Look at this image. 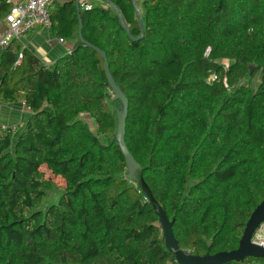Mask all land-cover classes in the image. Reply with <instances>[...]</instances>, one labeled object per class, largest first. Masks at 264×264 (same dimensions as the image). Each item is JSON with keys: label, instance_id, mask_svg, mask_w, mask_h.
I'll use <instances>...</instances> for the list:
<instances>
[{"label": "trees", "instance_id": "obj_1", "mask_svg": "<svg viewBox=\"0 0 264 264\" xmlns=\"http://www.w3.org/2000/svg\"><path fill=\"white\" fill-rule=\"evenodd\" d=\"M107 1L115 10L80 12L81 39L74 0L53 4L51 29L70 49L51 65L16 41L0 48V104L29 111L16 131L0 125V264H177L126 178L94 48L127 100L125 145L180 250L237 249L264 199V0ZM11 6L0 0V23ZM53 178L63 187L47 204Z\"/></svg>", "mask_w": 264, "mask_h": 264}, {"label": "water", "instance_id": "obj_2", "mask_svg": "<svg viewBox=\"0 0 264 264\" xmlns=\"http://www.w3.org/2000/svg\"><path fill=\"white\" fill-rule=\"evenodd\" d=\"M78 1L79 0H74V3L78 19L79 38L81 39L80 9L78 6ZM101 1H104L108 6L115 10V7L109 1ZM135 12L138 25L141 32L143 33V25L137 9ZM120 23L123 24L121 18ZM126 29L127 28L125 27V30ZM94 50L102 57L104 62V73L110 89L108 91V95L112 97V100H117L121 104L120 111L116 112L117 126L114 138L125 161L126 178L136 184L140 193L147 201V203L151 206L152 210L157 216L158 224L162 231L165 248L170 254L174 256L175 262L177 264H226L229 262H243L246 258L258 259L264 262V248L253 245L250 242L253 233L261 224L264 223V199L254 208V210L249 215L245 223L244 230L239 240L237 249L230 252H219L213 255L205 254L203 256L192 255L179 249L172 230L173 222L168 219L161 206L153 198L149 187L143 179L141 167L135 162L125 145L124 133L125 119L127 115V100L111 78L104 53L99 51L97 48H94Z\"/></svg>", "mask_w": 264, "mask_h": 264}, {"label": "crops", "instance_id": "obj_3", "mask_svg": "<svg viewBox=\"0 0 264 264\" xmlns=\"http://www.w3.org/2000/svg\"><path fill=\"white\" fill-rule=\"evenodd\" d=\"M20 0H8L11 4ZM70 0H55L54 5L62 6ZM79 4H87L91 7L97 5L105 7L100 0H79ZM75 6V3H74ZM107 7V6H106ZM82 10H80L81 12ZM5 31L4 20L0 23V39ZM24 48L31 49L38 56L42 63L51 65L57 61L61 56L67 53L70 49V44L66 41L59 42L49 28H36L32 30L22 41ZM29 111L25 108L23 102L0 104V125L5 128H10L13 131L20 129L26 122Z\"/></svg>", "mask_w": 264, "mask_h": 264}, {"label": "built area", "instance_id": "obj_4", "mask_svg": "<svg viewBox=\"0 0 264 264\" xmlns=\"http://www.w3.org/2000/svg\"><path fill=\"white\" fill-rule=\"evenodd\" d=\"M55 0H20L12 4L11 9L4 19L5 31L0 39V48H4L10 42L21 43L32 30L36 28H49L51 26L50 11ZM82 11H90L92 7L87 4H79ZM59 42H63L59 39ZM22 48H24L22 46ZM208 54V50L206 52ZM20 58V56H19ZM47 66V65H46ZM225 69L227 66L224 67ZM215 80L214 75L211 76ZM2 127V126H1ZM5 130V127H2ZM251 244L264 248V223L253 233Z\"/></svg>", "mask_w": 264, "mask_h": 264}, {"label": "rangeland", "instance_id": "obj_5", "mask_svg": "<svg viewBox=\"0 0 264 264\" xmlns=\"http://www.w3.org/2000/svg\"><path fill=\"white\" fill-rule=\"evenodd\" d=\"M137 4H139V3L137 2ZM104 8H106V6ZM16 44L19 45L20 47L22 46L21 43H19V42H17ZM219 64L225 67V66H228L229 62L226 59H221V60H219ZM258 80H259V75H257L252 80L251 86L254 87L258 83ZM211 81H213V80H212V77L210 76L206 80V83L209 84ZM110 103H112V105H113L112 106V110L115 112V114H116V112L120 111L121 107H120V104L118 103L117 100H112V97H110ZM82 120L87 123V125L91 129V131L95 132L94 131V125L91 123V121L88 118L82 117ZM53 182L55 184V187H54V190L49 193V195H48V197L46 199L47 204L48 203H51V202H54L55 200H57V198H58V196L60 194V190L63 187V182H62L61 179H59V178H53Z\"/></svg>", "mask_w": 264, "mask_h": 264}]
</instances>
